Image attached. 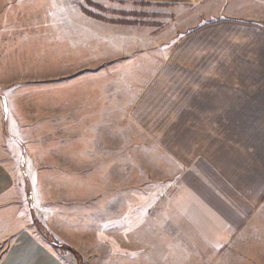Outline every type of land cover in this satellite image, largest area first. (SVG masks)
<instances>
[{
  "label": "rangeland",
  "instance_id": "rangeland-1",
  "mask_svg": "<svg viewBox=\"0 0 264 264\" xmlns=\"http://www.w3.org/2000/svg\"><path fill=\"white\" fill-rule=\"evenodd\" d=\"M209 1L0 0V101L25 154V212L70 264H214L192 218L208 214L198 198L225 194L209 158L225 126L193 123L191 91L215 83L264 0ZM240 255L232 264H264L262 246Z\"/></svg>",
  "mask_w": 264,
  "mask_h": 264
},
{
  "label": "crops",
  "instance_id": "crops-1",
  "mask_svg": "<svg viewBox=\"0 0 264 264\" xmlns=\"http://www.w3.org/2000/svg\"><path fill=\"white\" fill-rule=\"evenodd\" d=\"M119 1L179 7L209 0ZM230 45L231 51L224 54L225 68L219 73L210 69L209 74L219 80L193 85L191 91L195 94L192 115L197 119L193 123L225 126L224 138L209 152L225 194L223 198L218 194V206L198 198L208 214L200 212L192 218L196 226L197 221L204 223L193 229V237L202 240L198 248L203 245L200 252L208 251L214 264L219 259L232 264L234 252L245 254L240 255L245 261L264 247L259 244L264 235V19L240 24V36ZM6 117L0 101V264H70L30 226L25 212L30 206L25 154ZM232 236L250 243L232 246Z\"/></svg>",
  "mask_w": 264,
  "mask_h": 264
},
{
  "label": "trees",
  "instance_id": "trees-1",
  "mask_svg": "<svg viewBox=\"0 0 264 264\" xmlns=\"http://www.w3.org/2000/svg\"><path fill=\"white\" fill-rule=\"evenodd\" d=\"M45 235L47 236V234L45 233ZM52 244L57 247V248H63L65 245L57 243L55 240H52Z\"/></svg>",
  "mask_w": 264,
  "mask_h": 264
}]
</instances>
